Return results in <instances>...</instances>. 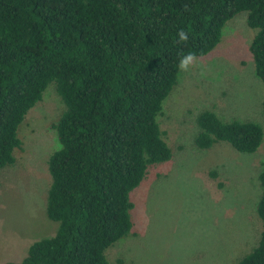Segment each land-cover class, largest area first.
Wrapping results in <instances>:
<instances>
[{"label":"trees","instance_id":"16d2710c","mask_svg":"<svg viewBox=\"0 0 264 264\" xmlns=\"http://www.w3.org/2000/svg\"><path fill=\"white\" fill-rule=\"evenodd\" d=\"M240 13L255 31L249 51L264 86V0H0V170L14 164L18 128L50 85L64 105L47 161L46 215L57 230L5 264H111L106 250L133 227L131 192L171 159L158 117L181 56L208 55ZM196 122L201 150L226 142L252 154L263 140L252 122L212 112ZM259 182L260 239L236 264H264V169Z\"/></svg>","mask_w":264,"mask_h":264},{"label":"rangeland","instance_id":"374dc122","mask_svg":"<svg viewBox=\"0 0 264 264\" xmlns=\"http://www.w3.org/2000/svg\"><path fill=\"white\" fill-rule=\"evenodd\" d=\"M255 31L246 14L228 21L220 43L181 72L158 123L171 159L155 164L131 192L132 230L105 252L111 264H236L260 239L256 208L264 169V86L249 51ZM204 75L201 76V71ZM64 105L50 85L18 132L22 149L0 170V264L21 261L34 242L54 236L46 215L49 156L59 148L52 125ZM252 122L263 131L258 150L244 154L226 142L195 146L197 117Z\"/></svg>","mask_w":264,"mask_h":264},{"label":"clouds","instance_id":"9594fccd","mask_svg":"<svg viewBox=\"0 0 264 264\" xmlns=\"http://www.w3.org/2000/svg\"><path fill=\"white\" fill-rule=\"evenodd\" d=\"M178 37H179V42H187L188 41V37H189V33L184 30L181 29L178 33H177ZM199 64V59L196 53L193 52H189L187 54H184L181 56L179 62H178V69L181 72H188L190 68L196 66ZM201 76L204 75V71L202 70L200 73ZM62 147V146H61Z\"/></svg>","mask_w":264,"mask_h":264}]
</instances>
